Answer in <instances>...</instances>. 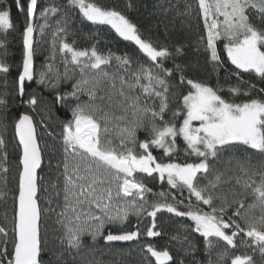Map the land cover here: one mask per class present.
Segmentation results:
<instances>
[{
  "label": "snow or ice",
  "instance_id": "1",
  "mask_svg": "<svg viewBox=\"0 0 264 264\" xmlns=\"http://www.w3.org/2000/svg\"><path fill=\"white\" fill-rule=\"evenodd\" d=\"M13 2L25 13L22 62L14 95L7 84L0 94V111L7 112L9 97L27 110L14 121V191L8 188L9 153L0 134V201L15 205L11 240L0 225V264H102L95 258L99 240L111 246L160 237L157 220L163 213L190 223L168 246L145 243L142 264H185L188 256V264H264V0H196L195 9L186 2L177 13L189 17L195 11L202 21L198 44L217 73V86L190 78L192 66L176 63L182 45L170 49L154 42L115 6L53 0L38 11V0H27L26 7L22 0ZM154 8L170 10L163 3ZM76 20L108 26L136 53L101 50L99 32L92 35L95 43L77 47ZM13 28L11 6L0 0V48H6ZM37 32L41 40L49 36L40 70ZM8 72L0 60V73ZM26 81L48 90L53 106L68 114L55 164L48 157L45 165L29 114L40 98L35 90L27 92ZM140 131L146 133L143 140ZM154 150H162L160 158ZM138 175L158 178L168 190L154 192ZM130 217L137 220L135 230H128ZM191 234L202 238L204 260L196 259ZM173 243L179 257L169 250Z\"/></svg>",
  "mask_w": 264,
  "mask_h": 264
},
{
  "label": "trees",
  "instance_id": "2",
  "mask_svg": "<svg viewBox=\"0 0 264 264\" xmlns=\"http://www.w3.org/2000/svg\"><path fill=\"white\" fill-rule=\"evenodd\" d=\"M51 2H53V0H38V11L39 6H45ZM54 2L61 4L63 0H54ZM97 2L109 7L115 6L122 12H125L130 19L139 25L143 34L150 37L154 42L158 44H166L170 49L174 48V46L182 45L184 51L181 56L177 57L176 63L182 65L190 64L192 66L193 70L189 72L190 78H196L213 86H217V73L212 70L210 65H206L203 48L198 44L199 37L203 33L202 21L196 18L195 11L192 16L189 17H183L177 14L178 12L184 11V5L186 2L191 3L195 9L196 0H131L133 7L130 10L127 8L129 0H97ZM7 3L11 6V19L14 28L9 30L6 35V48H0V60H3L9 66L8 73H0V94L5 91V84H7V90L14 95L12 90L18 76L19 65L22 62V29L25 20V13L17 10L13 0H7ZM22 3H24L26 7L27 0H22ZM157 3H163L165 8H170V5H176L177 7L170 8L165 14L163 9L157 11L154 8V5ZM37 19H39L38 12ZM161 21L163 23H161ZM40 22L42 23L43 21ZM75 25L76 26L72 29L75 35L72 38L75 39L77 47H89L92 43H95V40L92 39V35L99 32L98 47L101 50L111 49L118 54L125 52L135 54L137 51L131 42L123 41L122 38L117 37L114 31L108 28V26H100L98 28L97 26H91L88 24L81 25L79 20L75 21ZM157 25H159V28H157ZM165 25H167L168 30L167 37L163 35ZM4 38V36L0 35V39ZM35 38L40 41L36 46L38 54L35 58V67L37 70H40L46 50L48 49V44L44 43V41L48 40L49 36L46 35L44 39L41 40L37 32L35 33ZM219 48H222V45H219ZM222 55L226 57V54L222 53ZM171 63L172 62L169 61V66H171ZM245 79H249L248 74H245ZM258 80L259 78L256 77L252 82L255 83ZM219 84H225V76L223 72L219 74ZM26 85H30L26 89L27 92L31 93L35 90L36 95L40 98L36 111H29V114L33 116V119L37 124L38 139L41 147L45 150V165L47 164L48 157H52V162L55 164L56 159L59 158L58 153L60 145L58 141L62 127L61 121L67 119L68 114L66 113V109L53 106L52 96L48 90L38 86L35 82H26ZM222 95L227 96V91L225 90ZM241 99H243V97H241ZM46 104L47 111L45 110ZM26 110V106H18V101L13 102L11 97H9L7 112L0 111V121H3L0 123V134L5 138L7 145L6 150L9 153V172L7 175L8 188L12 191H14L16 187V165L19 159V148L17 147L18 140L15 137L14 121L19 113ZM41 120H43V124L40 123ZM48 133H51V135ZM145 136L146 133L144 131L138 132V137L141 140H143ZM53 150H55L57 155L53 156ZM161 154L162 150L153 151V155L158 158L161 157ZM181 159H183L182 153ZM137 178L143 179L148 187H151L154 192L168 190L167 185L165 184L162 186L158 178L153 179L146 175H138ZM204 207L207 208V206ZM14 208L15 205L11 199H8L6 202L0 201V225L9 229V240H11ZM5 216H7V220H5ZM157 223L158 229L162 232V235L154 239L142 236L138 242L135 241L128 244L114 243L111 246L106 245L102 239L99 240L97 244L99 251L96 252L95 258L100 260L102 264H142L143 254L141 253L140 248L145 243L151 241L158 247L168 246L170 244L171 236L175 235L178 231H182L181 226L190 222L187 218L181 219L174 215L163 213L158 214ZM136 224V218L130 217V223L127 226L128 230H135L134 226ZM112 230L115 231V229ZM191 237L198 247L196 259L204 260L202 238L199 237L198 234H191ZM89 242V238L85 237V243ZM9 248H11V244H9ZM169 250L176 257L181 255L178 251V245L174 243ZM237 251L242 252L244 249H238ZM248 251L249 254H252L250 250ZM184 259L185 264H188V261L191 260L192 257L188 256ZM254 259L259 261L258 254L254 256Z\"/></svg>",
  "mask_w": 264,
  "mask_h": 264
},
{
  "label": "water",
  "instance_id": "3",
  "mask_svg": "<svg viewBox=\"0 0 264 264\" xmlns=\"http://www.w3.org/2000/svg\"><path fill=\"white\" fill-rule=\"evenodd\" d=\"M35 35V34H34ZM27 82V81H26ZM34 120V119H33ZM35 122V121H34ZM17 140H18V138H17ZM154 238H156V237H154ZM154 238H150V239H154ZM133 242H135V241H132V242H112V244H114V243H122V244H128V243H133Z\"/></svg>",
  "mask_w": 264,
  "mask_h": 264
}]
</instances>
